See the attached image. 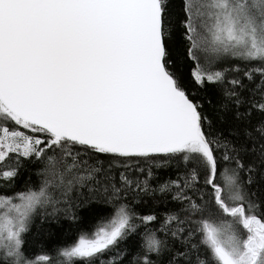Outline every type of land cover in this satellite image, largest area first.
<instances>
[{
  "label": "snow or ice",
  "instance_id": "obj_1",
  "mask_svg": "<svg viewBox=\"0 0 264 264\" xmlns=\"http://www.w3.org/2000/svg\"><path fill=\"white\" fill-rule=\"evenodd\" d=\"M25 161L44 179L0 194V264H264V0H0V182ZM129 193L178 208L154 229ZM94 201L112 212L91 233L25 255L37 207Z\"/></svg>",
  "mask_w": 264,
  "mask_h": 264
},
{
  "label": "trees",
  "instance_id": "obj_2",
  "mask_svg": "<svg viewBox=\"0 0 264 264\" xmlns=\"http://www.w3.org/2000/svg\"><path fill=\"white\" fill-rule=\"evenodd\" d=\"M183 51L184 48L182 46L179 49L181 55L178 58V63L181 65V71L187 76L191 62L185 60L182 55ZM222 67L224 70L231 72L232 64L223 62ZM219 91L218 86L209 85L206 90H200L199 95L207 100L216 102L219 100ZM43 167L44 165L40 162L29 163L25 161L20 175L13 182H0V194L10 196L17 192L27 191L29 188L38 189L44 179L42 175ZM182 176V169H179L176 162L173 161L170 164H162L160 167L155 168L154 176L150 183L155 188L164 181L177 180ZM133 195V193H129L126 202L131 205L136 213L146 215L152 212L157 215V220L149 226L154 229L159 228L167 211L178 208L176 201L159 193L155 196L141 195L135 199ZM60 207L61 209L63 208L62 205ZM51 212V207H37L31 214L29 230L23 234L25 240L23 250L30 259L43 252L55 257L58 249L73 244L81 233H91L104 217L110 215L112 205L94 201L85 207L75 208L71 213L78 217L75 220L70 218L71 214L66 215L63 210L56 213V215H52ZM137 233L133 234L128 241L121 245V247L128 248L131 255L141 251V245L144 240L143 225L137 229ZM158 235L163 237V233H158ZM58 260L64 261L65 258L59 257ZM76 264H81V262L76 261Z\"/></svg>",
  "mask_w": 264,
  "mask_h": 264
}]
</instances>
